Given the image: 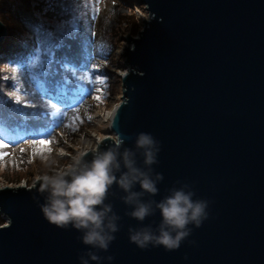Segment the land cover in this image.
Returning <instances> with one entry per match:
<instances>
[{"label": "water", "instance_id": "obj_1", "mask_svg": "<svg viewBox=\"0 0 264 264\" xmlns=\"http://www.w3.org/2000/svg\"><path fill=\"white\" fill-rule=\"evenodd\" d=\"M135 3L148 19L121 54L127 72L108 132L115 138L97 146L107 150L119 138L121 152L135 149L136 136L150 133L160 142L152 168L164 178L144 199L187 184L193 199L208 201V218L189 225L177 250L140 249L129 228H155L160 213L131 218L114 184L105 203L121 218L119 231L98 252L100 264H264V0ZM5 36L0 21V44ZM137 163L143 167L139 152ZM33 184L0 188V264H80L90 250L82 233L50 224L40 207L46 194Z\"/></svg>", "mask_w": 264, "mask_h": 264}, {"label": "rangeland", "instance_id": "obj_2", "mask_svg": "<svg viewBox=\"0 0 264 264\" xmlns=\"http://www.w3.org/2000/svg\"><path fill=\"white\" fill-rule=\"evenodd\" d=\"M136 1L25 0L20 6L18 0H0L6 29L0 44V141L9 145L0 149L8 153L0 160V188L31 186L79 152L115 138L106 132L107 118L92 116L112 113L121 102L120 75L127 72L121 54L148 19ZM24 11L35 20L34 33L23 28L29 25ZM132 13L133 20L126 19ZM45 83L60 89L41 95ZM34 139L51 140V152L39 150Z\"/></svg>", "mask_w": 264, "mask_h": 264}, {"label": "clouds", "instance_id": "obj_3", "mask_svg": "<svg viewBox=\"0 0 264 264\" xmlns=\"http://www.w3.org/2000/svg\"><path fill=\"white\" fill-rule=\"evenodd\" d=\"M122 144L118 138L107 150L97 146L90 150L91 159L85 158L86 152H79L65 168L39 176L33 184V188L38 185L40 194H46V202L40 205L44 218L58 228L71 226L82 233L80 239L90 250L79 257L80 264H100L105 258L98 252H106L119 231L121 218L111 204L105 203L114 184L124 193L120 199L131 208L126 213L131 218L143 222L157 210L160 213L161 220L155 228L151 224L129 228L130 242L140 249L151 245L177 250L191 234L189 225L198 228L208 218V201L193 199L195 193L187 184L170 189L159 201L145 200L146 194H158L157 184L164 178L152 168L158 163L160 142L150 133L140 132L135 149L124 148L121 152ZM137 152L143 157V167L138 166ZM136 185L140 191L135 190ZM106 259L111 261L113 257Z\"/></svg>", "mask_w": 264, "mask_h": 264}, {"label": "trees", "instance_id": "obj_4", "mask_svg": "<svg viewBox=\"0 0 264 264\" xmlns=\"http://www.w3.org/2000/svg\"><path fill=\"white\" fill-rule=\"evenodd\" d=\"M18 3L20 4V6H22L23 4H27V3H25V0H18ZM33 10V9H32ZM23 12V11H22ZM25 13V14H24ZM24 13L22 14L23 16H25L26 15V12L24 11ZM62 17H67V16H62ZM133 17H134V13H132V15L131 16H127V18L126 19H130V20H133ZM26 19H27V21H28V23H29V25L28 26H26V27H24L23 26V28H26V31L28 32V33H34L33 32V30H31L30 28H32L33 27V29H35V20L33 19V16H32V14L30 15V12L26 15ZM25 30V29H24ZM137 32H138V30H137ZM4 42H5V40H3V44H4ZM31 48H32V46H31ZM90 79V78H89ZM43 89V90H42ZM50 89H53V91L55 90V91H57L58 89H60V88H58L57 86H47V84L45 83V85L43 86V87H41L40 88V94L41 95H50V92H49V90ZM2 221H1V219H0V226L1 225H3V223H1Z\"/></svg>", "mask_w": 264, "mask_h": 264}, {"label": "snow or ice", "instance_id": "obj_5", "mask_svg": "<svg viewBox=\"0 0 264 264\" xmlns=\"http://www.w3.org/2000/svg\"><path fill=\"white\" fill-rule=\"evenodd\" d=\"M96 91H101V89H97ZM94 99H96L97 101L101 100V97L99 95L95 96ZM90 118V117H89ZM74 120L78 119V117H74ZM31 143L33 145H38L39 146V150L43 151L46 150L48 152H51V148H50V144L52 143L51 140L49 139H34L31 141ZM9 147V145L5 144L4 142L0 141V149H5ZM34 155L38 154V151L34 149L33 152ZM8 153L4 152V151H0V160H2L5 156H7Z\"/></svg>", "mask_w": 264, "mask_h": 264}, {"label": "bare ground", "instance_id": "obj_6", "mask_svg": "<svg viewBox=\"0 0 264 264\" xmlns=\"http://www.w3.org/2000/svg\"><path fill=\"white\" fill-rule=\"evenodd\" d=\"M122 75V74H121ZM113 113V112H112ZM112 113H106L105 115L104 114H102L101 115V113H96L95 112V114L92 116V118H99L100 119V117L101 118H107V120H106V132L108 133L109 131H110V129H111V125H110V122H111V118H112ZM105 122V121H104Z\"/></svg>", "mask_w": 264, "mask_h": 264}]
</instances>
